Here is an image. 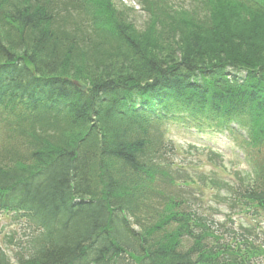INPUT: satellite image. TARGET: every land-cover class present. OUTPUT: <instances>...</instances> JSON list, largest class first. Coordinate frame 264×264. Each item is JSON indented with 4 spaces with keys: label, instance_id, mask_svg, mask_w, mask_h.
<instances>
[{
    "label": "trees",
    "instance_id": "1",
    "mask_svg": "<svg viewBox=\"0 0 264 264\" xmlns=\"http://www.w3.org/2000/svg\"><path fill=\"white\" fill-rule=\"evenodd\" d=\"M194 1L141 0L139 29L113 0H0V109L27 121L0 152V209L27 221L17 264L264 256L251 232L214 228L174 192L191 181L167 158L168 124L235 123L252 166L236 202L264 215V0ZM39 111L59 137L37 139Z\"/></svg>",
    "mask_w": 264,
    "mask_h": 264
},
{
    "label": "rangeland",
    "instance_id": "2",
    "mask_svg": "<svg viewBox=\"0 0 264 264\" xmlns=\"http://www.w3.org/2000/svg\"><path fill=\"white\" fill-rule=\"evenodd\" d=\"M169 1L177 7H187L186 9L191 8V6L195 4L191 0ZM115 3L120 9H123L122 6L127 8L126 14L128 19L133 21L139 29H142L145 26V23H148L147 14L142 12V7L137 4L136 0H115ZM218 134L219 135H214L211 130L208 133H195L191 130L175 128V125H172L171 132L168 136L170 138V142H172L171 146L173 147V150L172 154L168 157L174 161V166L175 164L184 165L183 167L186 174L192 177L195 181L193 186L189 187L187 190L184 189L186 192H189L186 193V195L190 194L189 199L191 200V206L200 207L201 210L203 208L204 213H206L205 208H210V214L215 219L223 222L225 221L227 212L222 208L223 205H221L222 207L217 206V204L220 203L216 197L212 196L213 194H217V191L214 188L212 190L209 189V186L206 185L208 182L203 178L208 177L212 171H214L211 163L216 167H225L233 174L235 171H237L236 169L241 170L245 168V166L240 160L242 157L241 154L233 147L232 139L227 135H223L221 133ZM233 142L236 143L235 140H233ZM202 145H214L216 151L220 153V156H218L219 158L215 157L212 162H209L207 153L208 151L204 148H201ZM222 153H224L226 157L222 156ZM216 155L217 154L215 153V156ZM181 169L183 170V168ZM182 190L183 189H181V192ZM219 192H222V189ZM192 195L196 200L194 203L192 202ZM234 219L239 221L241 218L235 216ZM10 226H13V224ZM235 226H238L237 222ZM261 239H263V237H261Z\"/></svg>",
    "mask_w": 264,
    "mask_h": 264
},
{
    "label": "water",
    "instance_id": "3",
    "mask_svg": "<svg viewBox=\"0 0 264 264\" xmlns=\"http://www.w3.org/2000/svg\"><path fill=\"white\" fill-rule=\"evenodd\" d=\"M75 85L82 91H85V87L83 85H81L80 83L78 82H75Z\"/></svg>",
    "mask_w": 264,
    "mask_h": 264
}]
</instances>
